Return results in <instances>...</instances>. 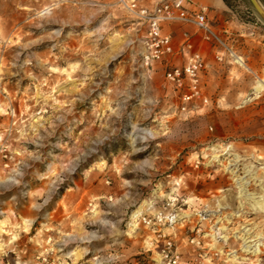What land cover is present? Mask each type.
Listing matches in <instances>:
<instances>
[{
	"label": "rangeland",
	"instance_id": "374dc122",
	"mask_svg": "<svg viewBox=\"0 0 264 264\" xmlns=\"http://www.w3.org/2000/svg\"><path fill=\"white\" fill-rule=\"evenodd\" d=\"M190 8L229 51L164 26L206 62L181 111L119 0H0V264H166V241L175 264H264V20Z\"/></svg>",
	"mask_w": 264,
	"mask_h": 264
},
{
	"label": "built area",
	"instance_id": "2783aa9c",
	"mask_svg": "<svg viewBox=\"0 0 264 264\" xmlns=\"http://www.w3.org/2000/svg\"><path fill=\"white\" fill-rule=\"evenodd\" d=\"M119 1L125 10L145 27L142 63L146 67H152L155 63L165 64L164 78L177 93L180 110L186 111L190 104L196 102L205 105L207 97L203 93L201 79L206 62L202 53L198 50L191 51L192 43L187 34H184L182 44L176 49L170 32L163 29L171 23L191 25L202 42L219 45L229 51L210 25L204 10H192L191 0H158L151 7L139 5L136 0ZM178 53L183 56L182 64L171 65ZM215 58L222 60L218 54ZM10 159L7 146L0 145V164L8 167ZM170 246V241H166V249L163 250L161 259L163 263L166 261V264H175L176 257L168 254Z\"/></svg>",
	"mask_w": 264,
	"mask_h": 264
},
{
	"label": "water",
	"instance_id": "95a60500",
	"mask_svg": "<svg viewBox=\"0 0 264 264\" xmlns=\"http://www.w3.org/2000/svg\"><path fill=\"white\" fill-rule=\"evenodd\" d=\"M247 2L250 4V6L253 8V10L256 12V14L264 20V7L260 5L258 0H247Z\"/></svg>",
	"mask_w": 264,
	"mask_h": 264
},
{
	"label": "crops",
	"instance_id": "0c3cea01",
	"mask_svg": "<svg viewBox=\"0 0 264 264\" xmlns=\"http://www.w3.org/2000/svg\"><path fill=\"white\" fill-rule=\"evenodd\" d=\"M251 35L253 36V33H252V32L249 33V34H247L248 38H249ZM262 36H264V35H262ZM247 41L249 42V40H247ZM261 49L264 50V46H262ZM214 52H215V51H214ZM245 57H246L247 59H250V60H251V62H250V66L253 67V65H252V64H253V59H252L251 55H249V52H246ZM259 58L264 59V52H260V54H259ZM227 62H229V60H227ZM246 66H247V65H246ZM251 67H248V68L250 69ZM256 68H257V69H260L261 66H258V67H256ZM250 70H251V69H250Z\"/></svg>",
	"mask_w": 264,
	"mask_h": 264
},
{
	"label": "bare ground",
	"instance_id": "6f19581e",
	"mask_svg": "<svg viewBox=\"0 0 264 264\" xmlns=\"http://www.w3.org/2000/svg\"><path fill=\"white\" fill-rule=\"evenodd\" d=\"M15 1V0H14ZM13 2V1H12ZM237 60V59H236ZM237 62L239 63V64H241V65H243L242 63V60L239 58L238 60H237ZM262 82H264V81H262ZM255 87V86H254ZM256 88V90H259L260 88H264V83H261V84H259L258 86H256L255 87ZM217 155V154H216ZM214 157V156H213ZM258 207H261V209H262V206L261 205H259L258 204ZM137 212V211H136ZM136 212H133V214H132V217H135L136 216ZM246 240V239H245ZM244 240V241H245ZM259 242V241H258Z\"/></svg>",
	"mask_w": 264,
	"mask_h": 264
}]
</instances>
